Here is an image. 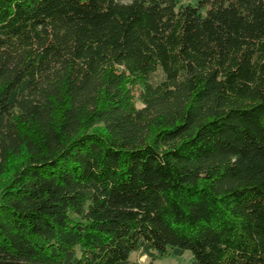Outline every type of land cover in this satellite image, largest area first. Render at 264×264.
<instances>
[{
  "label": "trees",
  "instance_id": "16d2710c",
  "mask_svg": "<svg viewBox=\"0 0 264 264\" xmlns=\"http://www.w3.org/2000/svg\"><path fill=\"white\" fill-rule=\"evenodd\" d=\"M193 1L0 0V264H264V0Z\"/></svg>",
  "mask_w": 264,
  "mask_h": 264
},
{
  "label": "rangeland",
  "instance_id": "374dc122",
  "mask_svg": "<svg viewBox=\"0 0 264 264\" xmlns=\"http://www.w3.org/2000/svg\"><path fill=\"white\" fill-rule=\"evenodd\" d=\"M122 3H129L131 0H119ZM179 5H186V4H193V0H178ZM137 106H140L139 103H137ZM191 253L189 251H186L181 257H171L166 256L161 259H157L155 261H152L149 257L146 255H142L138 252L132 253L130 255V259L134 261H138L141 263H152V264H191Z\"/></svg>",
  "mask_w": 264,
  "mask_h": 264
}]
</instances>
